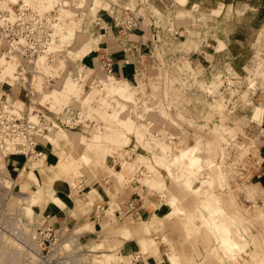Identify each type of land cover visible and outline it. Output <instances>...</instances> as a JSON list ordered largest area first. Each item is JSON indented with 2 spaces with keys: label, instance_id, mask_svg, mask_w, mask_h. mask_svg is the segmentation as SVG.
<instances>
[{
  "label": "rangeland",
  "instance_id": "rangeland-1",
  "mask_svg": "<svg viewBox=\"0 0 264 264\" xmlns=\"http://www.w3.org/2000/svg\"><path fill=\"white\" fill-rule=\"evenodd\" d=\"M13 1L3 0V3L0 0V7H12L17 2ZM175 1L178 6L175 7L174 12L171 11L167 14L161 13V9L155 4L148 10L145 8L137 10L143 17L155 16L163 22L169 23L174 22V15L176 17L184 16L183 19H188L184 23L195 24L196 28L200 23L208 24L210 20L215 21L216 17L218 22L223 23L222 27L226 26L225 23L231 22L244 26L242 22L246 21L243 20L242 13L249 8L258 9L257 12L261 16L264 14L263 0H254L251 7L246 5L247 0H237L234 9L232 6H228V9L225 10V6H221L218 12H211L212 16L208 15L209 11L202 10L198 6L193 12H190L192 6L191 4L187 5L189 0ZM18 2L19 5L23 0H18ZM66 2L64 4L63 0H59L58 6L55 5V8L47 11L59 12L60 22L66 24L63 27L65 28L64 32L60 30L57 32L58 39L56 41L58 42H55L51 48V51L60 50L61 58L55 63H49L46 59L44 63L47 65L39 63L40 68L38 67L42 74H58L59 81L55 86L44 88L41 77H37L38 81L34 80V87L41 91V95L36 100V107L35 103L29 104L30 116L35 117L33 111H42L47 116H53V113L60 115L68 109H74L82 119L86 118L88 123H84V128L77 131L57 130L47 137H38L39 148H43L42 150L46 154L37 157V159L25 158V168L22 169L23 165L13 178L2 172L0 163V176L7 177L6 179L11 181L9 188H5V183L0 180V264H27L29 262L25 244L30 241V235L34 231L33 225L42 215L35 212L34 206L32 212L25 211L24 207L27 201L23 198L36 194L40 196V200L44 199V191L48 188L45 182L48 174L52 175L55 171L57 177L67 186L68 194L72 198L79 199L83 197L81 196L83 192H80L81 189L78 186L79 181L83 179H88L89 182L99 181V176L94 173L99 169L108 172L111 177L115 176L119 182H123L124 179L138 180L139 183L136 185L146 191L147 196L145 195V197L149 196L154 199L152 201L155 207L165 205L168 199L176 201L179 208L186 211L188 215H167V220L170 219L171 225H174L180 218L181 222L185 220L186 223L190 222L192 225L201 226L205 231L202 239L200 238L203 245L207 244L208 240L213 242L210 244L208 259L220 261L218 257H221V253L214 248L216 241L213 235L202 225L200 211V202L204 196L202 191L215 192L222 200L227 213L233 217L236 223L242 224L247 230L245 234H242V240L249 246L246 253L251 250L256 252L252 263L264 264V218L259 217L264 199L257 202L256 199L252 200L248 197L250 202L247 203L242 195L244 185L253 182L255 172L261 170L264 165V45H261V43L264 44L262 42L264 33L262 32L259 36L260 45L251 47L255 58L248 66L228 63L226 68L225 66L221 67L223 63H218L215 64L216 71L214 73L200 80L199 85L203 88L205 95L210 94H207L206 88L201 84L214 81L215 84L212 87H215L217 83L218 86L215 88L217 90L211 94L212 99L195 95V93L183 92L182 84H179L180 79L178 78L179 74H183V72L180 73V70L189 72L192 68L193 70L197 69L190 62L181 64L171 61L161 64V66H155L153 80L151 79L142 88L133 87L126 80H121L133 91L131 92L132 101H130L116 95L111 90L104 89L103 91L98 86L86 85L87 81L90 82L93 77L92 71L99 70V62L96 57H93L97 49L87 57L78 56V52L82 49V36H84V40L96 37L100 42L104 29L113 22L109 12L114 4L134 9L142 0H67ZM76 13L79 16H76ZM258 17L250 22H253V25L258 24L260 28L264 25V17L263 19ZM97 18L103 21V28L99 31H95L92 24V21ZM223 30L224 28L221 29V32ZM252 33L245 29L241 30L239 36L252 37ZM99 42L96 39V43L99 44ZM235 49L240 50L241 47L237 45ZM2 55L3 52L0 51V75L3 73L4 66L7 65V62L1 57ZM83 65L87 66L89 70L84 71L87 78H82L86 83L81 91L73 94L70 100L62 101L59 104H52L50 101L41 103L45 92L60 91L70 76V72H77V68ZM81 75L83 76V74ZM199 75L201 76V74ZM6 76L8 75L6 74ZM100 76L107 77L105 74L99 73ZM227 77L229 78L227 79ZM12 80L13 83L0 81V92L2 91L15 107L18 106L25 111L24 103L27 102L28 106L29 102L19 92L16 82H14L16 76ZM254 80L256 83L253 82ZM183 81L186 82L184 85L186 87L198 85V81L193 75ZM253 83H255V87L247 90L249 84ZM223 90H226L224 94H222ZM137 98L146 102L143 113L148 112L146 117L154 123L152 130H149L148 125L143 124L145 122H140L133 116L134 107L137 116L142 117V113L139 112L142 104L138 103ZM220 100H223V108L218 103ZM129 124H132L134 128H139L140 133L128 131ZM165 124L168 126L165 127ZM162 131L175 133L181 138L180 146L173 151V154L199 144L203 147L201 157L211 161L209 164L204 163L202 170L191 174L194 187H200V191L196 195L187 190L182 182L179 183L176 176L172 177L166 171L167 157L163 154L162 147L168 143L165 141L166 137H162L165 134ZM160 132H162L161 135L155 136ZM52 147L57 148L60 156L55 165L47 161L48 150ZM208 149H213L215 152L210 156L207 153ZM12 150L15 151L14 148H11L0 153V162L2 159L8 160L10 157H5V154ZM124 162L127 163L125 167L122 164ZM111 167L115 170H110ZM156 180H161L163 186L156 188L154 185ZM39 201L35 205L40 204ZM111 205L115 206L117 203L113 202ZM157 217L156 214L150 220L143 219L139 223H136L133 218H126L123 222L117 219L103 220L96 229L98 234L87 241L79 236L84 230L91 231V227L80 230L70 228L69 233L60 240L59 247L66 245L65 250L78 252L76 257L82 264L83 261L84 264H131L130 256L128 258L121 256V237L131 239L133 232L146 234L151 239L149 245L157 250L160 240L154 238V235H150L151 229L155 228L157 222L162 223ZM186 225L185 229L189 231L188 224ZM92 231L95 232V229ZM159 231L157 230V235ZM163 241L167 247L169 245L167 237ZM194 242L197 241L194 240ZM143 245L145 248V241ZM85 248L91 252L84 253ZM107 252L116 255L111 256ZM248 263L247 261L246 264Z\"/></svg>",
  "mask_w": 264,
  "mask_h": 264
},
{
  "label": "crops",
  "instance_id": "crops-1",
  "mask_svg": "<svg viewBox=\"0 0 264 264\" xmlns=\"http://www.w3.org/2000/svg\"><path fill=\"white\" fill-rule=\"evenodd\" d=\"M253 1L254 0H247L246 5L251 7ZM188 4L192 6L189 10L190 12H193L196 6H198L202 10L209 11L210 14L208 15L212 16L213 14H211V12H217L221 6H225V10L228 9V6H232L234 9L237 0H189L187 5ZM262 4H264V0ZM177 6L175 0H166L164 5L160 7V11L161 13L163 12V14H167L173 11ZM257 11L258 9L255 10L254 8L244 10L242 13L243 20L246 21L242 22L244 26L231 22L225 23L226 26L224 27H222L223 23L218 22L217 17L215 21L210 20L208 24L200 23L196 28L195 24H185L184 22H187L188 19H183L182 17L184 16L180 17L178 15V17H176V15H172L174 17L173 20L175 19L174 22L171 21L169 23L160 20L159 23L161 27L160 34L164 37V43H156L153 36V29L151 27L147 28L146 26H142L138 31L129 36V44L133 48L129 54H125L122 51V46L119 41V32L110 25L104 31L98 44V49L93 57H96L97 62H99L102 53L108 52L112 54L115 60L113 66L114 77L118 80H126L133 87L140 86L142 83H144L145 86L151 79L153 80V74H155L156 69L155 66H161V64H166L171 61L181 64L190 62L191 65H195L197 70H193V68L189 72L180 70V73L183 72V74H179L178 76L180 79L179 84H182L181 86L184 88H182V91L205 96L199 82L201 79L207 78L208 75L216 71L215 64L223 63L224 65L222 64L221 67L225 66L227 68L228 63H238L248 66L249 63L253 62L255 53H253L251 47L260 45L258 42L260 41L259 36L262 32L264 33V25L259 28L258 24L253 25V22H250L257 16L263 19L264 14L261 16ZM235 12L237 13L236 10ZM152 17L153 16L149 15L148 18H145L151 23ZM223 28L224 30L221 32ZM245 29H248L249 32H253V36H239L241 30L244 31ZM95 31H99V29L96 28ZM184 37L185 39H183ZM262 42L264 41L262 40ZM237 45L241 47L240 50L235 49ZM261 45L264 44L261 43ZM127 60L129 61L128 63ZM199 74H201V76ZM192 75L197 79L198 85L189 87L184 86L186 82L183 80H187L189 77L191 78ZM26 107L29 108V105ZM19 109L24 110L23 108ZM166 126L168 125L165 124V127ZM39 149L43 154H46V152L42 150L43 148ZM48 151L47 161H49V163H54V165L57 164L60 159L57 148L52 147ZM9 157L10 158L6 161L2 159L0 163L2 172L9 174L10 177L13 178L25 164V157L21 155ZM24 168L25 165L22 169ZM110 170L115 169L111 167ZM91 172L93 171L91 170ZM94 173L99 176V181L93 180L89 182L88 179H84L83 185L80 188V192H83V195H81L83 197L79 199L72 198L71 195L68 194L67 186L57 177L55 171L52 175L48 174L45 179L46 186L48 187L44 191L45 198L39 201L40 204L34 205L35 212L42 216L49 217L51 223L58 231L64 228H73V230L78 228L80 230L91 227V231L84 230L79 236V238L85 241L98 234L96 229L101 225L103 220L108 219L111 221L112 219H117L123 222L126 218H133L136 223H139L142 222L143 219H147L148 221L157 214V218L159 221H162V223L157 222L155 228L151 229L150 234L151 236L154 235V238L157 240H160L157 250L149 245L151 239H149V236L147 237L146 234L133 232V237L131 239H124L121 237V256L124 258L130 256L132 259L135 254H140V258L136 261L134 260L131 264H168V256L170 254L179 256L180 263L182 262V264H221L217 259L218 262L211 258L208 259V252L211 248L210 244L213 242L212 240H208L207 244H204L205 246L203 245L201 241V237L205 234L203 228L201 226L192 225L190 222L186 223L185 220L181 222L180 218H178L177 221L175 220V226L171 225L170 219L168 221L166 218L170 213L169 206L167 204H162L161 206L155 207L152 201L154 199L149 198V196L145 197V195L147 196V194H145L146 191H144L142 187L136 185L139 183L138 180H127L124 179L126 178L124 177V181L122 182L118 177L121 183L115 176H113L114 178L109 176L108 172H103L102 169L95 170ZM254 177L255 179L253 182L247 183L248 185H244L243 187L242 195L245 197L244 199L247 203L250 202L249 198L252 200L256 199L257 202L264 199V165L261 170L255 172ZM130 200L135 202L137 209L133 216L127 217V211H118L117 205L120 201L127 202ZM113 202H116L117 205L112 206L111 204ZM100 203L109 204L110 207H114L113 210L109 209L107 211V217L102 219H98L95 216V207ZM186 224H188L189 231L185 229L187 226ZM93 229H95V232L92 231ZM157 230H160L158 235ZM165 237H167L169 241L167 247L163 241ZM194 240L198 243L194 242ZM144 241L146 242L145 248L143 245ZM107 253L111 256L116 255L112 252ZM255 255L256 252L251 250L250 256L247 257L248 260L243 258L242 260L245 264L247 261L249 262L248 264H253L252 258H254Z\"/></svg>",
  "mask_w": 264,
  "mask_h": 264
},
{
  "label": "built area",
  "instance_id": "built-area-1",
  "mask_svg": "<svg viewBox=\"0 0 264 264\" xmlns=\"http://www.w3.org/2000/svg\"><path fill=\"white\" fill-rule=\"evenodd\" d=\"M154 4L160 8L164 5V0H142L134 9L129 6L121 7L117 4L111 7V11L109 12L113 18L111 27L117 29L119 32V41L122 46V51L125 54L131 53L133 49L129 44V36L138 31L142 26H146L147 28L151 27L153 29V36L156 43L162 44L165 42L164 37L160 34V19L153 16L151 18V23H149L145 17L139 15V10H142V8L148 10L151 6H154ZM11 10L14 11V17L12 16ZM76 16L79 15L76 13ZM60 19L59 12L51 11L39 13L28 5L21 7L15 4L12 5L11 8L0 7V48L3 55L5 54L6 59H14L20 63L18 71L15 74V84L19 92L24 95L26 101L29 102L28 105L35 103L34 106L36 107V100L41 95V91L34 87V80L38 81L39 79L37 77L43 79L42 84L44 88L58 84L59 80L57 77H59V75L42 74L38 68V62L42 56H46L49 63H55L61 58L62 52L60 50L51 51V48L58 39L56 26L60 23ZM92 24L95 30L96 28H103V21L100 18L93 20ZM105 30L106 29H104V31ZM114 62L115 60L112 54L108 52L102 53L98 64L99 70L96 72L94 70L92 71L93 77L90 82L87 81V85L98 86L104 91L103 85L105 82L99 77V73L105 74L107 77L112 76L115 78L113 74ZM128 62L127 60V63ZM88 70L89 68L85 65L78 67L76 70L78 72L77 77L83 74V78L86 79L87 75L84 74V71ZM228 78L229 77H227V79ZM143 86L144 83L137 87L142 88ZM225 91L222 92V94H224ZM139 95H137V97H139ZM205 96L212 99L211 95ZM137 100L138 103L141 102L142 104L139 111L142 113V117L137 116L136 112H134V107L132 111L133 116L140 122H145L143 124L148 125L149 130H152V125H154V123L146 117L148 112L143 113L145 110L144 103L146 102L139 98H137ZM26 103L27 102L24 103L26 112L24 110L16 111L14 109L15 106L8 101L2 91L0 92V152H4L9 148L15 149V151L12 150L13 152H7L5 157L13 155H21L26 159H37V157H42L44 154L39 149L40 143L37 141L38 137H47L50 133L57 130L77 131L84 128V123H88L86 118L82 119L74 109H68L60 115L53 113V116H47L42 111H33L32 113L35 114V117H31L30 108L26 107ZM162 132L165 133L162 137H166L165 141H167L172 151L180 146L179 135H175L169 131ZM162 132L157 133L155 136H159L158 134L161 135ZM127 158L129 159V156H127ZM115 161L114 159V162ZM116 164L115 162V165ZM83 180L79 181V188L82 187ZM117 206L119 209L118 211L125 210L129 216H133L137 209V205L133 200L127 202L120 201ZM109 209H112L109 204L100 203L96 205V218L102 219L107 217V211ZM33 228L34 231L32 235H30L31 239L25 244V251L29 257V262L27 264H82L76 257V254H79L78 252L65 250L64 248L66 245H63L61 248L59 247L60 240L64 239V235L69 233V228L58 231L47 216H39ZM83 251L84 253L91 252L87 248ZM139 258L140 254H135L130 260V263Z\"/></svg>",
  "mask_w": 264,
  "mask_h": 264
},
{
  "label": "bare ground",
  "instance_id": "bare-ground-1",
  "mask_svg": "<svg viewBox=\"0 0 264 264\" xmlns=\"http://www.w3.org/2000/svg\"><path fill=\"white\" fill-rule=\"evenodd\" d=\"M63 1H64V4L67 3L66 2L67 0H63ZM13 2L14 3L16 2L15 4H18L20 1L18 2V0H14ZM22 3H25V4H22ZM19 5L21 7H24L25 5H29L31 6V8H33L35 11L39 13H46L51 8H55L54 7L55 5L58 6L59 0H23V2H21V4ZM62 10H64V8ZM11 12L13 13L12 16L14 17V11L11 10ZM65 26L66 24L64 23L62 24V22H60L58 26H56L57 32L59 30L64 32L65 28L63 27ZM82 37L84 38V36ZM83 38L81 40L82 49L78 52V56L87 57L90 53H92L93 50L98 49L97 47L98 44L96 43V39L98 42H99V39L95 37L91 39L86 38L84 40ZM0 51L2 52L1 48H0ZM1 57L7 62V65L5 66L2 65L4 66V70H3V73L0 75V81H3L4 83L6 81H8L9 83H13L12 79H14V76H15L14 72L18 71V67L20 63L14 59H11V60L6 59L5 54L2 55ZM45 61H46L45 56H42L38 62V67H39V63H44ZM44 65L46 66L47 64L44 63ZM16 66H17V69H16ZM6 74L8 76H6ZM69 75L70 76L65 81L64 87L60 91L56 90V91H50L48 93L45 92L43 94L41 103L44 101L46 102L50 101L52 102V104L54 103L59 104L62 101H68L70 100L73 94H77V92L81 91L85 87L86 81H83L82 79L83 76L81 74H80V77H77L78 73L73 71V72H70ZM100 77L105 82L103 85L104 89L111 90L116 95H119L122 98H126L127 100L132 101L131 92L133 91L129 89L130 86L128 87L124 85L121 80H118L113 77H103V76H100ZM253 82H255V80ZM81 83H84V84H81ZM255 83H253L252 85L249 84L250 86H249V89L247 90L254 88ZM214 84H215L214 81L213 82L208 81V82L202 83L201 85L206 88L207 94L209 93L211 95L215 93V91L217 90V89L215 90V88H217L218 85L216 83L215 87H212ZM218 103L223 108V100H220ZM14 109L16 111H21L17 107H15ZM127 128H128L127 130L130 132L133 131V132L140 133V129L132 127V124H129ZM162 151H163V154H165V156L167 157L166 159L167 161L165 162V167H166V171L168 172V174L172 177L176 176V179L178 180L179 183L182 182L187 190L192 191L196 195V193L200 191V187H194L191 181V174L193 172L202 170L204 163L209 164L211 162L209 159H204L201 157V154L203 153V147L199 144H196L186 149L179 150L177 154H173V151L168 147V145L165 144V146L162 147ZM214 152L215 151L213 149L207 150V153L210 156ZM0 153H4V152H0ZM126 164L127 163L125 162L123 167H125ZM0 180L5 183V188H9L11 184V181L9 179H6L0 176ZM162 184L163 183L161 180H156L154 183L156 188L158 187L160 188L161 186H163ZM202 194L204 195L200 202L202 225L205 228H207L210 231V233L213 235V237L215 238L216 244L214 245V248L215 250L221 253L220 254L221 257H218L220 258V263L221 264H245L242 258L247 259V257L250 256V252L247 251L246 253V249L248 250L249 246L247 242L245 241L243 242L242 234H245L247 230L243 227L242 224L236 223L233 217L230 216L229 213H227L219 195L209 190H203ZM23 200L27 201L24 207L25 208L24 210L28 212H32L34 210L33 206L40 200V196L34 194L32 197L23 198ZM166 204L170 208V213L168 214V216H172L173 214H175L174 216H177V215L187 216L188 215L186 211L179 208L178 203L176 201L172 199H168ZM259 217L264 218V204L262 206L261 211L259 212ZM168 264H180V257L177 255H169Z\"/></svg>",
  "mask_w": 264,
  "mask_h": 264
}]
</instances>
